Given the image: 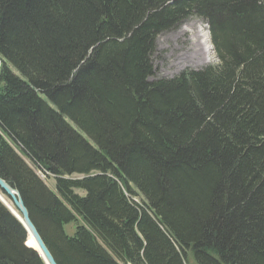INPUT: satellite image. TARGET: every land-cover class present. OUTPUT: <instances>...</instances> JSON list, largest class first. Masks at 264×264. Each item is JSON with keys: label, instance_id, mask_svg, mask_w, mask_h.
<instances>
[{"label": "trees", "instance_id": "16d2710c", "mask_svg": "<svg viewBox=\"0 0 264 264\" xmlns=\"http://www.w3.org/2000/svg\"><path fill=\"white\" fill-rule=\"evenodd\" d=\"M190 16L218 63L150 80ZM0 60V176L58 264H264V0H0ZM27 239L0 201V264Z\"/></svg>", "mask_w": 264, "mask_h": 264}, {"label": "rangeland", "instance_id": "374dc122", "mask_svg": "<svg viewBox=\"0 0 264 264\" xmlns=\"http://www.w3.org/2000/svg\"><path fill=\"white\" fill-rule=\"evenodd\" d=\"M199 33L207 34L210 39L207 23L201 18L190 16L173 29L158 34L155 40V50L151 55L153 76L150 80L172 78L187 69L200 70L206 66L217 64L218 59L214 50L206 63L198 62L197 59L199 57L194 56V53L197 52L198 54L200 50V46L196 43ZM195 43L196 46H194ZM38 173L41 175L40 172ZM46 183L50 188H54V179L52 177L48 178ZM76 192L83 194L82 191L77 190ZM136 199L140 200L139 197ZM75 228L76 223L74 222L64 225V230L69 236L74 235ZM27 242L31 244L30 237Z\"/></svg>", "mask_w": 264, "mask_h": 264}, {"label": "water", "instance_id": "95a60500", "mask_svg": "<svg viewBox=\"0 0 264 264\" xmlns=\"http://www.w3.org/2000/svg\"><path fill=\"white\" fill-rule=\"evenodd\" d=\"M0 191L4 192L11 200L15 208L20 212L21 218H19L13 210L7 206V204L0 198V201L10 210V212L19 220V222L23 225L25 230L28 234H31L33 237L37 248H34L39 255L44 260L45 264H58L54 257L52 256L51 252L47 248L46 244L44 243L43 239L41 238L39 232L37 231L35 225L30 219L29 211L25 206L23 198L17 188L7 182L0 176Z\"/></svg>", "mask_w": 264, "mask_h": 264}, {"label": "bare ground", "instance_id": "6f19581e", "mask_svg": "<svg viewBox=\"0 0 264 264\" xmlns=\"http://www.w3.org/2000/svg\"><path fill=\"white\" fill-rule=\"evenodd\" d=\"M200 31V30H199ZM198 40H197V45L200 46V50L194 53L195 57H199L197 59L198 62H202V63H206L209 61L211 55L213 54V47L210 44V39L209 36L207 34H198ZM196 43L194 46H196ZM4 192H0V198L7 204V206H9L13 212H15V214L22 219L20 212L15 208V206L13 205V203L11 202L10 198L4 193ZM9 200V201H8ZM28 234V233H27ZM30 237V246H32L33 248H37V245L33 239V237L31 236V234H28V238ZM28 240V239H27Z\"/></svg>", "mask_w": 264, "mask_h": 264}, {"label": "built area", "instance_id": "2783aa9c", "mask_svg": "<svg viewBox=\"0 0 264 264\" xmlns=\"http://www.w3.org/2000/svg\"><path fill=\"white\" fill-rule=\"evenodd\" d=\"M0 65H1V60H0Z\"/></svg>", "mask_w": 264, "mask_h": 264}]
</instances>
